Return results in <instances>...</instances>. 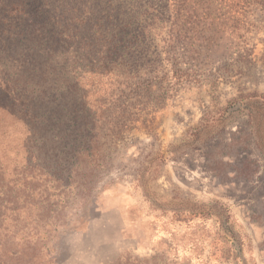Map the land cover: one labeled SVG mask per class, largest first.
I'll return each instance as SVG.
<instances>
[{
  "label": "rangeland",
  "instance_id": "obj_1",
  "mask_svg": "<svg viewBox=\"0 0 264 264\" xmlns=\"http://www.w3.org/2000/svg\"><path fill=\"white\" fill-rule=\"evenodd\" d=\"M215 3L190 80L141 81L123 130L106 79L64 64L84 133L1 33L0 264H264V0Z\"/></svg>",
  "mask_w": 264,
  "mask_h": 264
},
{
  "label": "trees",
  "instance_id": "obj_2",
  "mask_svg": "<svg viewBox=\"0 0 264 264\" xmlns=\"http://www.w3.org/2000/svg\"><path fill=\"white\" fill-rule=\"evenodd\" d=\"M216 1L0 0V36L5 32L12 51L24 52L22 75H37L54 88L60 83L75 88L74 105L66 108L74 121H83L79 130L84 133L100 128V119L77 95L76 75L64 64L81 76L106 79L115 90L109 109L116 116L113 128L123 130L130 128L141 81L151 91L154 81L170 80L169 72L177 82L190 80L183 64H194L203 44L213 42L207 33L216 23L225 24L217 16Z\"/></svg>",
  "mask_w": 264,
  "mask_h": 264
}]
</instances>
